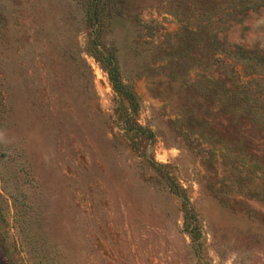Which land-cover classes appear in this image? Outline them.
Masks as SVG:
<instances>
[{"label":"rangeland","instance_id":"rangeland-1","mask_svg":"<svg viewBox=\"0 0 264 264\" xmlns=\"http://www.w3.org/2000/svg\"><path fill=\"white\" fill-rule=\"evenodd\" d=\"M0 264H264V0H0Z\"/></svg>","mask_w":264,"mask_h":264},{"label":"trees","instance_id":"trees-1","mask_svg":"<svg viewBox=\"0 0 264 264\" xmlns=\"http://www.w3.org/2000/svg\"><path fill=\"white\" fill-rule=\"evenodd\" d=\"M94 21H98V14L95 12V14L91 18ZM109 66H107V74L109 77V80L111 82L112 88L115 92L119 93L121 96H124L127 99V102L129 106L131 107V113L127 114L126 118H124V129L129 132L132 130L130 127L131 120H132V114L136 111V104L134 100V96L131 94V92L128 90L127 87H125L122 82L119 79V74L117 71V68L114 65L113 57L110 56L108 58ZM140 129V128H139ZM135 134V132H133Z\"/></svg>","mask_w":264,"mask_h":264}]
</instances>
